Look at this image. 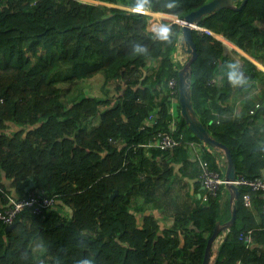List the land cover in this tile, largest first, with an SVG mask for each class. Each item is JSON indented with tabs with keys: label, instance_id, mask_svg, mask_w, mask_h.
Instances as JSON below:
<instances>
[{
	"label": "trees",
	"instance_id": "trees-1",
	"mask_svg": "<svg viewBox=\"0 0 264 264\" xmlns=\"http://www.w3.org/2000/svg\"><path fill=\"white\" fill-rule=\"evenodd\" d=\"M210 1L0 0V185L9 191L3 179L11 180L18 199L32 192L56 197L44 215L25 211L10 230L0 223V264H37L31 244L39 239L47 264L203 263L216 223L231 219L230 202L223 208L219 195L186 207L170 192L171 150L143 146L169 129L172 98L178 103L177 136L201 142L181 116L179 94L173 97L169 88L184 66L176 59L182 26L172 20L155 33L151 17L133 8L157 12L156 21L171 15L182 20ZM257 20L264 21V0H248L242 10L222 9L198 25L257 58L264 45ZM193 35L195 111L231 150L238 176L262 177L264 108L249 115L256 101L248 100L239 120L212 124L214 112L232 109L227 104L239 75L237 51L211 34ZM248 66L258 76L256 66ZM99 75L102 96L63 101L60 84L72 87ZM212 79L215 87L208 85ZM260 97L264 106V90ZM260 117L263 124L257 125ZM223 155L215 151L205 159L221 172ZM247 192L240 187L236 221L215 264H264V195L251 192L249 208ZM160 218L174 220V226L162 228ZM246 230H253L249 245L240 239Z\"/></svg>",
	"mask_w": 264,
	"mask_h": 264
},
{
	"label": "crops",
	"instance_id": "crops-1",
	"mask_svg": "<svg viewBox=\"0 0 264 264\" xmlns=\"http://www.w3.org/2000/svg\"><path fill=\"white\" fill-rule=\"evenodd\" d=\"M241 2L242 0H240L237 3V6H239ZM133 9L135 10V8ZM147 11L150 12L148 13V16L151 17L150 19L151 28L150 29L155 33H158L162 29L166 28V24H165L166 22L172 21L170 19H167L166 17H162L159 19V21H157L161 25L157 26L155 25L156 19H157L155 17V13L157 12H153L152 10H147ZM162 14H165V13H162ZM165 15H169V14H165ZM176 21L177 20L172 21V22H176ZM255 24L264 30V21L257 20ZM211 34L217 39H219L218 37L222 36L213 31H211ZM180 42H181V39H180ZM224 43L228 45L231 49H234L237 51L238 55L234 54L233 57L235 58V61L237 62V64L240 65L238 68L239 75L237 76L234 82L233 93L231 94V98L227 104L231 106L232 109L228 112H226V109H223L221 112H214L217 118L215 120L216 122H212V124L213 123L219 124L222 119L239 120L242 117V115L247 113L248 104H249L248 100H251L253 102L256 101L255 104L250 106L249 111L252 109H255V106L257 103L262 104L260 101L261 100L260 96H261V91L264 90V87L261 84V81L264 78V71L262 68L264 66V45L258 48L257 58H254L253 56L244 52L243 50H241L239 47H237L236 45H234L227 39H226V42ZM179 51L181 52V54H183L180 44H179L177 52ZM242 58H245L246 60ZM249 62L253 63L256 66V69L259 70L258 76H255L254 73H251V69L248 66ZM216 83H217V80H216ZM215 85L211 87H215ZM208 103L210 102L208 101ZM176 104H177V100L175 99L172 101L171 107L172 106L175 107L174 105ZM261 110L262 109H258L254 115H258ZM176 115H177V111H176ZM262 118L260 117L256 120L257 125L263 124ZM189 141L193 142L194 146H188V147L180 146L178 148L171 150L170 154L168 155L171 161V166L174 169V176L172 177V180H171L174 186L170 192L173 198H175L176 195H178L179 196L178 200L183 201L182 204H186V207L187 206L195 207L196 205L206 204L205 202H203V196L205 194V189L200 180V162L198 159V155L202 159L206 160L205 156L207 155L214 156L216 150H214V148L204 143L203 141L201 142L195 141V140H189ZM220 158L221 159H219V164L221 166V172L220 171L218 172L221 174L222 177H226L225 175H226V170H227V163L225 160V156L223 155ZM224 162L226 163L225 166H224ZM237 177L239 176L237 175L236 178ZM3 183L6 186V188L16 197L17 194H16L12 181L3 179ZM230 197H231V194L229 190L226 187L225 189H222L219 200L223 208L226 207L228 201L230 202V207H231ZM57 210L60 212L62 216L63 214H66L67 212L66 210H63V204L59 205L57 207ZM155 213H156V216H160V213L158 212V210L155 211ZM160 221H161L160 223H161L162 228H169V227L174 226V220L172 219L160 218Z\"/></svg>",
	"mask_w": 264,
	"mask_h": 264
},
{
	"label": "built area",
	"instance_id": "built-area-1",
	"mask_svg": "<svg viewBox=\"0 0 264 264\" xmlns=\"http://www.w3.org/2000/svg\"><path fill=\"white\" fill-rule=\"evenodd\" d=\"M85 1H93L97 4L104 3L103 0ZM137 12L144 13L142 12V9H137ZM144 14L148 15V13ZM180 22L181 21H178V23ZM194 30L211 34L210 30L200 27L199 25L195 26ZM223 41L226 42L225 40ZM262 68L264 71V66ZM215 84L216 80L212 79L208 85L213 86ZM169 88L170 94L173 97L178 95V82L176 78H172L170 80ZM173 100H175V98ZM261 107L262 104L257 103L255 109L249 111V115H254L257 112V109H260ZM170 114L173 116V118L169 124V129L167 131H160L153 135L151 140L143 145L144 147L147 149L156 148L161 151H170L180 146H194V143L186 139L182 133L177 136V117L173 107L170 108ZM153 118L155 123H157L155 116H153ZM150 120H152V117ZM198 159L200 162V180L205 189L203 202H208L209 200L218 197L221 187L225 185L227 181L218 171L212 169L208 161L202 159L199 155ZM232 183L239 188L246 187L252 192H260L264 195V177L249 179L244 176H239L234 181H232ZM55 199V196L50 197L45 192H40L37 194L32 192L26 198L18 199L11 192L7 191L0 185V223L11 226L14 224L16 218L25 211H29L30 213L37 216L44 215L51 207H54L56 202ZM243 201L246 207H252L251 192L244 194ZM252 234L253 230L243 231L240 234V239L249 245L253 242Z\"/></svg>",
	"mask_w": 264,
	"mask_h": 264
},
{
	"label": "water",
	"instance_id": "water-1",
	"mask_svg": "<svg viewBox=\"0 0 264 264\" xmlns=\"http://www.w3.org/2000/svg\"><path fill=\"white\" fill-rule=\"evenodd\" d=\"M239 1L240 0H211L197 10L192 11L191 13L186 15L184 19H177L181 20L180 24L182 26V37L180 42L181 50L184 54L189 55V59L186 61L183 68H181L178 73L179 102L181 106L180 113L192 133L198 139L208 144L216 151L223 152L227 163V170L225 175L227 184L225 187L231 194V219L224 224H221L220 222L216 223L213 233L207 241L202 264H215L216 257L219 254V249H214V243L219 238L220 234L227 232V230H229L235 224L237 216V208L235 204L236 200L239 197L240 189L238 186L232 183V181L236 179L237 170L231 150L226 145L212 137L208 128L199 119L194 108L191 88V65L197 59L198 54L196 43L194 41L193 31L195 26H197L205 16L213 14L222 9L242 10L248 0H242L241 4L237 6V3ZM263 108L264 106L262 107V109ZM262 176L264 177V168L262 170ZM33 186L34 181H31V184L27 188V191H29ZM118 194L119 192L116 191V193L112 196V199H114ZM12 227V225L7 226L6 229L10 230Z\"/></svg>",
	"mask_w": 264,
	"mask_h": 264
},
{
	"label": "rangeland",
	"instance_id": "rangeland-1",
	"mask_svg": "<svg viewBox=\"0 0 264 264\" xmlns=\"http://www.w3.org/2000/svg\"><path fill=\"white\" fill-rule=\"evenodd\" d=\"M177 18V17H176ZM158 26H160L161 24L158 23L156 21V23ZM151 28V26H150ZM183 57V59H182ZM176 59L181 61L183 63V65L186 63V61L189 59V55L187 54H181V52H177L176 53ZM60 86L62 87L63 91H62V99L63 101H65V103L67 105H70V103L73 101V99L77 98V97H83V96H87V95H96V96H102L104 94L103 90H102V86H103V77L101 75L97 76L96 78L87 80V81H83L78 83L75 86H70L69 84H60ZM110 88L112 89V93L114 91L113 85L110 86ZM178 104V103H177ZM176 105H174L175 107H173L174 109L177 108ZM177 111V109H175V112ZM98 123V121H95L93 126H95ZM91 128H93L91 126ZM225 233H222L219 238L215 241L214 243V249H218L220 243L223 240ZM42 245V241L36 240L31 244V248L34 252V255L36 257L37 260V264H47L46 263V256H45V251L42 249L41 247Z\"/></svg>",
	"mask_w": 264,
	"mask_h": 264
},
{
	"label": "clouds",
	"instance_id": "clouds-1",
	"mask_svg": "<svg viewBox=\"0 0 264 264\" xmlns=\"http://www.w3.org/2000/svg\"><path fill=\"white\" fill-rule=\"evenodd\" d=\"M178 19V18H177ZM178 21H181V20H177L176 21V23H178ZM180 24V23H179ZM224 39H225V37H224ZM219 40H221V41H223L222 39H220L219 38ZM226 41V40H225ZM137 50H139V49H137ZM177 82H178V94H179V81H178V79H177ZM172 101H173V99H172ZM262 107H263V105H262ZM262 107L260 108V109H262ZM258 110V109H257ZM176 117H177V115H176ZM223 178H225V177H223ZM225 180H226V178H225ZM227 184V183H226ZM226 184L225 185H223L222 187H221V189L223 188V187H225L226 186ZM221 189H220V192H221ZM240 189V188H239ZM220 192H219V195H220ZM218 195V196H219ZM218 198V197H217ZM216 199V198H215ZM211 200H213V199H211ZM210 201V200H209ZM208 201V202H209ZM208 202H205V203H208ZM231 229V228H230ZM230 229L229 230H227V232H225V235H224V237H223V239L225 238V236L227 235V233L230 231ZM221 235V234H220ZM223 241V240H222ZM221 244V243H220ZM219 248V247H218ZM84 264H88V262L87 261H85L84 262Z\"/></svg>",
	"mask_w": 264,
	"mask_h": 264
},
{
	"label": "bare ground",
	"instance_id": "bare-ground-1",
	"mask_svg": "<svg viewBox=\"0 0 264 264\" xmlns=\"http://www.w3.org/2000/svg\"><path fill=\"white\" fill-rule=\"evenodd\" d=\"M135 11H137V9H135ZM140 11H141V10H140ZM142 12L146 13V11H143V10H142ZM166 18H167V19H170V20H173V21L177 20V18H175V17L172 16V15H171V16H167Z\"/></svg>",
	"mask_w": 264,
	"mask_h": 264
}]
</instances>
